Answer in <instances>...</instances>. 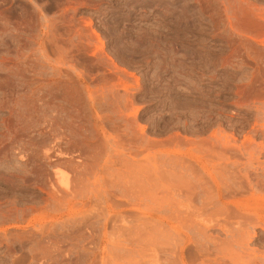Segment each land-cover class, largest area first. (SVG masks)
Wrapping results in <instances>:
<instances>
[{
  "label": "rangeland",
  "instance_id": "374dc122",
  "mask_svg": "<svg viewBox=\"0 0 264 264\" xmlns=\"http://www.w3.org/2000/svg\"><path fill=\"white\" fill-rule=\"evenodd\" d=\"M176 263L264 264V0H0V264Z\"/></svg>",
  "mask_w": 264,
  "mask_h": 264
},
{
  "label": "bare ground",
  "instance_id": "6f19581e",
  "mask_svg": "<svg viewBox=\"0 0 264 264\" xmlns=\"http://www.w3.org/2000/svg\"><path fill=\"white\" fill-rule=\"evenodd\" d=\"M152 141H153V140H152ZM154 141H155V140H154ZM151 144L153 145V143H151ZM154 146H155V145H154ZM165 167H166V166H165ZM169 167H170V166H169ZM162 168H163V167H162ZM186 169H187V168H186ZM165 170H166V169H165ZM159 171H160V169H159ZM162 172H164V171H162ZM180 172H181V171H180ZM175 173H176V172H175ZM163 175H164V174H163ZM172 175H174V174H172ZM172 175H171V176H172ZM164 176H165V175H164ZM169 177H170V176H169ZM161 179H163V178H161ZM180 179H181V178H180ZM165 180H166V179H165ZM162 182H163V181H162ZM164 182H165V181H164ZM169 184H170V183H169ZM169 184H168V186H169ZM158 185H159V184H158ZM182 186H183V184H182ZM158 187H159V186H158ZM158 187H157V188H158ZM180 187H181V186H180ZM162 188H163V187H162ZM183 188H184V187H183ZM183 188H182V189H183ZM185 188H186V187H185ZM142 189H143V188H142ZM144 189H145V188H144ZM160 189H161V188H160ZM188 190H189V188H188ZM140 192H141V191H140ZM144 192H145V191H144ZM181 192H182V191H181ZM143 194H144V193H143ZM149 195H150V194H149ZM139 196H140V195H139ZM145 196H146V195H145ZM217 197H219V196H217ZM147 198H148V197H147ZM147 198H146V199H147ZM149 198H150V197H149ZM152 198H153V197H152ZM139 200H140V199H139ZM152 201H153V200H152ZM149 205H150V204H149ZM175 205H176V204H175ZM232 205H233V204H232ZM236 205H238V204H236ZM236 205H235V206H236ZM173 207H174V206H173ZM148 209H150V208L148 207ZM152 209H153V208H152ZM150 210H151V209H150ZM150 210H149V211H150ZM192 218H193V216H192ZM192 218H190V219H192ZM173 219H174V218H173ZM174 220H175V219H174ZM177 220H178V219H177ZM187 220H188V219H187ZM168 223H169V222H168ZM186 223H187V222H186ZM169 224H170V223H169ZM170 225H171V224H170ZM172 226H173V225H172ZM180 226H181V225H180ZM182 226H183V225H182ZM170 227H171V226H170ZM171 228H172V227H171ZM184 238H185V237H184ZM220 248H221V247H220ZM197 256H198V255H197ZM191 257H192V256H191ZM205 257H206V256H205ZM194 261H195V260H194ZM211 262H213V261H211ZM173 263H174V262H173ZM176 264H177V263H176ZM209 264H210V263H209ZM222 264H223V263H222Z\"/></svg>",
  "mask_w": 264,
  "mask_h": 264
}]
</instances>
